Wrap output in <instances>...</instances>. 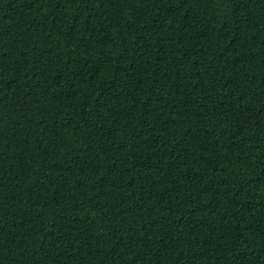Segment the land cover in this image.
<instances>
[{"label": "trees", "instance_id": "16d2710c", "mask_svg": "<svg viewBox=\"0 0 264 264\" xmlns=\"http://www.w3.org/2000/svg\"><path fill=\"white\" fill-rule=\"evenodd\" d=\"M0 264H264V0H0Z\"/></svg>", "mask_w": 264, "mask_h": 264}]
</instances>
